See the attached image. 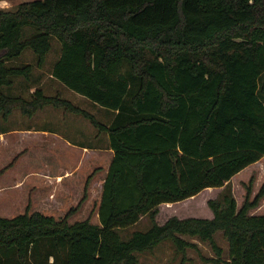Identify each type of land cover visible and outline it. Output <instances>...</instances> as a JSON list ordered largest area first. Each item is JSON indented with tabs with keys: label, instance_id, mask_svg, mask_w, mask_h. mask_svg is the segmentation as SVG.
Here are the masks:
<instances>
[{
	"label": "trees",
	"instance_id": "trees-1",
	"mask_svg": "<svg viewBox=\"0 0 264 264\" xmlns=\"http://www.w3.org/2000/svg\"><path fill=\"white\" fill-rule=\"evenodd\" d=\"M55 81L113 113L109 125L35 75L52 40ZM33 54L26 61L22 52ZM16 81L34 89L13 93ZM45 107L87 119L108 135L113 158L98 207L99 224H72L40 212L0 217V264H139L169 241L181 264L214 235L228 245L225 264H264V215H252L250 187L238 209L228 184L264 157V0H38L0 9V115L32 117ZM13 163V162H12ZM6 168L0 170V175ZM223 187L208 201L211 219L156 222L161 204ZM146 216L150 227L121 232Z\"/></svg>",
	"mask_w": 264,
	"mask_h": 264
},
{
	"label": "rangeland",
	"instance_id": "rangeland-1",
	"mask_svg": "<svg viewBox=\"0 0 264 264\" xmlns=\"http://www.w3.org/2000/svg\"><path fill=\"white\" fill-rule=\"evenodd\" d=\"M31 1L38 0H0V9L14 11L19 4ZM59 50V43L53 39L52 50L47 57L44 67L46 71L49 70L54 64V61H56L57 56L59 55ZM21 56H24L26 61H31V59H33V54L29 49L24 50ZM15 84L16 87L13 88V93H20L25 97H29V89L23 88L18 81H16ZM42 89L47 95H60L69 101L72 96H75L71 95L73 93L58 81H56V86L51 85L49 82H44ZM84 100L87 101V99ZM85 122L90 123L88 120H85ZM23 129H31V131L45 130L59 136L61 140L66 139L70 142V114L65 113L61 109L45 107L32 117L22 116L19 110H14L7 119L2 118L0 115V130L6 132ZM20 132L22 133L23 131L12 133L11 135L13 139L11 137H6V139L9 140L8 144L0 141V170L6 168L0 175V187L6 189L5 195L0 197V217L11 218L23 214L26 208L29 209L30 213L40 212L41 210L37 207V197L39 194L40 196L45 194V188L42 189L39 183L36 185L35 178L29 175L34 173L36 169L42 168L43 165L46 167L49 166L54 170L56 169L57 172H59L60 170L58 169L63 168L64 165L68 169L70 167V148L63 145V141L60 140V143L55 146H52L51 144L39 146L36 142V140H39L38 138L27 140L23 137V139H21L20 135H15ZM54 134L50 135L52 136ZM21 140L24 141L22 142ZM20 176L28 177L22 180V188L14 190V182L17 179L19 180ZM263 183L264 157L256 163L246 167L230 180L228 186L236 201L237 208L239 209L245 200L247 187H250L249 201H252ZM223 190V187L211 188L182 202L173 203L171 205L161 204L156 216V222L159 225H162L171 217L177 219H211L213 215L208 208L207 203L208 201L221 202ZM82 197L83 196L80 194L77 199L78 202ZM72 208L73 207H71V209ZM49 209L51 210L49 212L54 215L55 218L60 219L70 210V207L60 206L59 210L54 207H50ZM250 214L264 215V198L255 209L250 211ZM85 217V215L82 216V218ZM73 220L74 219H70V217L68 218L70 224H72ZM149 227V219L144 216L135 227H129L128 230L121 232L122 239H127L133 231H146ZM182 238L197 244L199 250V252L188 250L186 255L187 260L184 264H211L203 260L215 258L213 251L207 243H201L187 236H183ZM214 240L223 251L221 259L225 264V262H228L227 242L220 232H217L214 235ZM138 257L139 264H181V256L176 255L173 252V248L169 241L161 243L151 253L138 254Z\"/></svg>",
	"mask_w": 264,
	"mask_h": 264
},
{
	"label": "crops",
	"instance_id": "crops-1",
	"mask_svg": "<svg viewBox=\"0 0 264 264\" xmlns=\"http://www.w3.org/2000/svg\"><path fill=\"white\" fill-rule=\"evenodd\" d=\"M35 75L39 78V85L42 86V88L44 82H49L51 85L56 86V81L45 68L37 69ZM31 92H33V89H29L28 95ZM71 93H73L71 95H75L72 96V98L70 97V102L72 104L87 111L102 124L109 125L111 123L114 117L113 113L107 112L99 106L87 102L82 96L74 92ZM85 120L87 119L70 113V142L66 139L61 140L59 136L54 133L45 130L31 131V129L6 132L0 130V141L8 144L9 140H7L6 137H11L13 139L11 134L18 131H23L22 133L15 134L20 135L21 139H23V137L27 140L38 138L39 140H36V142L39 146L49 144L55 146L60 143V140L63 141L64 143L62 142V144L70 148L69 169L64 165L63 168L58 167L59 169H57L60 171L57 172L56 169L54 170L49 166L46 167L43 165L42 168L36 169L34 173L29 175L35 178L36 185L39 183L42 189L45 188V194L41 196L40 194L38 195V205H36L38 209L41 210L40 213L53 217L55 216L49 212L51 211L49 209L50 207H54L58 210L60 206L70 207V209L73 207L75 211L70 215V219H74L72 223L89 219L91 224L98 225V207L101 199L102 186L114 152L109 148L108 135L105 133H98L93 125L85 122ZM50 134L54 135L51 136ZM21 141L23 142L24 140ZM27 177L20 176L19 180L17 179L14 182L15 185L13 189L19 190L22 188L21 182ZM5 191L6 189L0 187V197L5 195ZM80 194L83 197L78 202L77 199ZM171 204L173 203L162 205ZM84 215L86 217L82 218ZM136 225L137 224H135L134 227Z\"/></svg>",
	"mask_w": 264,
	"mask_h": 264
}]
</instances>
